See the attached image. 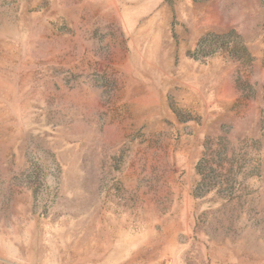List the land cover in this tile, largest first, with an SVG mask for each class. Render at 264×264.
Listing matches in <instances>:
<instances>
[{"label": "rangeland", "instance_id": "374dc122", "mask_svg": "<svg viewBox=\"0 0 264 264\" xmlns=\"http://www.w3.org/2000/svg\"><path fill=\"white\" fill-rule=\"evenodd\" d=\"M0 264H264V0H0Z\"/></svg>", "mask_w": 264, "mask_h": 264}]
</instances>
